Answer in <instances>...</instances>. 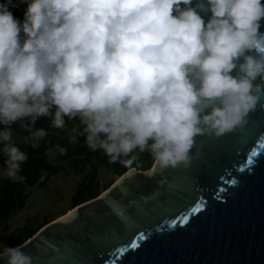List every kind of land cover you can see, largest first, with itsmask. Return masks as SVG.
Wrapping results in <instances>:
<instances>
[{"label":"clouds","instance_id":"obj_1","mask_svg":"<svg viewBox=\"0 0 264 264\" xmlns=\"http://www.w3.org/2000/svg\"><path fill=\"white\" fill-rule=\"evenodd\" d=\"M14 6L0 0V151L12 180L28 158L17 121L26 142L47 135L44 116L112 162L147 150L163 172L190 164L198 135L243 128L264 97L262 0H27L22 21ZM66 152L47 149L50 160ZM0 260L33 255L5 244Z\"/></svg>","mask_w":264,"mask_h":264},{"label":"water","instance_id":"obj_2","mask_svg":"<svg viewBox=\"0 0 264 264\" xmlns=\"http://www.w3.org/2000/svg\"><path fill=\"white\" fill-rule=\"evenodd\" d=\"M197 140L188 166H132L42 225L21 243L33 264H264V97Z\"/></svg>","mask_w":264,"mask_h":264},{"label":"trees","instance_id":"obj_3","mask_svg":"<svg viewBox=\"0 0 264 264\" xmlns=\"http://www.w3.org/2000/svg\"><path fill=\"white\" fill-rule=\"evenodd\" d=\"M26 5L27 0L22 7L13 12L15 16L21 19V21L24 18ZM72 124L73 120H67L68 127H71ZM36 126L45 127L47 130L46 141L37 145L34 144L33 141L26 142L25 139L14 141L28 154V158L22 162L21 168L24 179L12 180L7 176L0 177V224L4 225L5 229L10 228L8 221L16 211L22 209L27 204L28 194H18V191L25 185L35 186L39 184L40 186H43L47 179H41L42 174L47 172V177L57 174L60 171L59 162L67 163L77 172L87 170L84 179L80 182L72 196V207L97 196L102 191L98 180L100 166H111L116 170L117 178L132 166H138L139 168L145 169L151 167L154 163L150 152L147 150L139 153L137 160L130 166L122 164L119 160L112 162L108 159L107 154L104 153L102 149L93 150L88 147L83 136H80L76 142L69 141L67 128L60 129L55 127L51 124L50 118L48 117H40L36 122ZM11 127L13 129V135L18 133L24 137L27 136V130L23 129L18 121L14 122ZM56 143L64 145L67 148V152L64 154H57L54 160H50L47 154V149ZM4 159L5 156L3 152L0 151V165L5 167ZM140 165L143 167H140ZM54 218L55 217L45 218L42 225L48 223ZM37 230L38 228H35L30 224L18 226L10 232L6 244H21L35 234Z\"/></svg>","mask_w":264,"mask_h":264},{"label":"rangeland","instance_id":"obj_4","mask_svg":"<svg viewBox=\"0 0 264 264\" xmlns=\"http://www.w3.org/2000/svg\"><path fill=\"white\" fill-rule=\"evenodd\" d=\"M25 1L26 0H16L18 6L12 7V11L14 12L16 9L22 7ZM13 139L16 141L25 139V137L15 133ZM46 140V136H44L33 141V143L37 145ZM58 164L60 171L57 174L49 177H47V172L42 174L41 179H47L43 186L39 184L35 186L25 185L18 191V194H28L27 204L22 209L16 211L8 221L9 229H5L4 225L0 224V248L6 244L10 232L18 226L30 224L40 229L45 218H56L72 207V196L80 182L84 179L87 170L77 172L65 162H59ZM140 167L143 166L140 165ZM3 169L4 166L0 165V177L6 176ZM115 171L116 170L111 166H100L98 180L102 191L108 184L116 179Z\"/></svg>","mask_w":264,"mask_h":264}]
</instances>
